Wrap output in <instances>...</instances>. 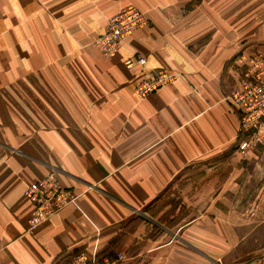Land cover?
<instances>
[{
    "label": "crops",
    "instance_id": "obj_1",
    "mask_svg": "<svg viewBox=\"0 0 264 264\" xmlns=\"http://www.w3.org/2000/svg\"><path fill=\"white\" fill-rule=\"evenodd\" d=\"M128 6L148 25L103 56L92 42ZM254 54L264 0H0V264H264V193L238 209L227 101ZM152 71L174 79L136 98ZM49 175L75 201L31 228L24 191ZM168 192L197 209L176 227Z\"/></svg>",
    "mask_w": 264,
    "mask_h": 264
},
{
    "label": "built area",
    "instance_id": "obj_2",
    "mask_svg": "<svg viewBox=\"0 0 264 264\" xmlns=\"http://www.w3.org/2000/svg\"><path fill=\"white\" fill-rule=\"evenodd\" d=\"M148 25L145 15L134 7L128 6L112 16L103 34L95 38L92 45L103 56L111 57L122 48L123 40ZM128 69L145 66V59L131 54L125 60ZM236 79L227 101L239 117L236 136V150L243 155L264 146V56L254 54L241 61L237 67ZM173 75L165 71H152L134 87V95L142 99L172 82ZM24 196L32 205L28 224L34 228L52 216L66 209L75 201V194L63 187L52 175L31 183L24 191ZM119 259V258H118ZM118 260L104 264H117ZM72 264H100L78 255Z\"/></svg>",
    "mask_w": 264,
    "mask_h": 264
},
{
    "label": "rangeland",
    "instance_id": "obj_3",
    "mask_svg": "<svg viewBox=\"0 0 264 264\" xmlns=\"http://www.w3.org/2000/svg\"><path fill=\"white\" fill-rule=\"evenodd\" d=\"M235 68V70H238L237 67ZM235 76L238 80L236 73ZM236 148L237 143H235V153L237 158L234 165L237 169L239 167L244 168V171L242 175H238L239 173L236 172L235 181H238L239 183L235 186L234 193L239 199H241V201L242 199L247 200L246 205L241 202L237 205L239 206L238 209L243 210L249 204V200L255 199L256 197L258 199L260 196L262 197V194L264 193V191L261 190V187L264 185V146L257 148L253 152H246L243 155H241ZM173 194V192H168L161 199H164L171 204L170 213L174 218L172 221L166 222V225L176 227L180 223L178 220L189 217L197 209L192 206L178 208L177 206L180 201L178 200L177 192H175V195ZM160 205L161 204L158 206Z\"/></svg>",
    "mask_w": 264,
    "mask_h": 264
}]
</instances>
